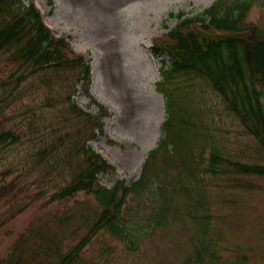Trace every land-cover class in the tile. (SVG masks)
Returning a JSON list of instances; mask_svg holds the SVG:
<instances>
[{
    "label": "rangeland",
    "instance_id": "1",
    "mask_svg": "<svg viewBox=\"0 0 264 264\" xmlns=\"http://www.w3.org/2000/svg\"><path fill=\"white\" fill-rule=\"evenodd\" d=\"M234 1L228 0L226 5ZM34 2L53 36L64 37L89 63L92 78L88 90L82 82L73 86V92L71 85L56 83L44 88L31 80L18 92L5 93L2 81H9L13 66L5 54L0 56V132L11 130L21 136L17 144L4 149L0 146V189L11 188L9 194L0 197V264H6L17 243L22 256L23 248L29 250L26 246L40 243L37 233L50 237L56 233L53 240L59 250L48 259L55 261L85 233L83 218L99 211L94 195L84 192L48 202L50 195L69 181V164L78 161L68 159L76 129L87 128L68 112L63 99L69 93L84 112H98L92 98L108 110L103 116L102 133L86 143L115 167V172L97 176L106 189L121 180L127 185L136 181L149 152L156 148L163 133L168 136L143 168L145 183L155 191L153 204L161 209V226L151 232L140 231L132 237L130 249L102 230L82 249L77 264H264V178L228 172L219 177L200 174L197 158L192 157L202 147H207L206 151L216 147L235 162L264 165L263 148L223 111L209 87L191 79L183 81L182 90H173L171 95L169 83L163 86V97L155 90L161 81L158 69L161 63L168 66L170 60L165 53L152 55L153 40L176 25L178 13L183 12V17L197 15L215 0ZM249 2L246 23L264 29V0ZM189 98L204 99L208 113L198 112V106L177 111ZM47 99L55 101L52 108L45 107ZM210 109L220 115L215 126L209 123L208 118L213 116ZM176 117L188 124H182L172 138L168 131L162 133V124L166 118L175 124ZM32 119L47 125L45 130L35 134L29 129ZM87 134L84 130L80 137L76 135L78 143L82 144ZM59 136L63 146L44 163L35 165V151ZM178 136L184 139L181 146ZM151 198L145 197V205ZM136 201L132 195L126 198L122 223L123 218L130 223L135 220L131 210ZM18 207L20 212L9 218ZM149 213L146 210V215H139L148 217ZM130 227L127 224L125 232H131ZM29 252L21 263L28 261L25 257Z\"/></svg>",
    "mask_w": 264,
    "mask_h": 264
},
{
    "label": "trees",
    "instance_id": "2",
    "mask_svg": "<svg viewBox=\"0 0 264 264\" xmlns=\"http://www.w3.org/2000/svg\"><path fill=\"white\" fill-rule=\"evenodd\" d=\"M227 1L217 0L211 8L196 17L179 21L168 34L154 40L151 48L152 55L157 57L165 53L170 60L168 66L161 63L158 70L161 81L156 84L155 90L163 96V86L169 83V95H171L174 94L173 90H182L183 81L191 79L205 88L209 87L219 98L223 111L234 117L242 129L254 137L264 150V29L245 22L246 13L251 6L249 0H235L228 6ZM23 2L0 0V56L5 54L13 66L9 81H2V85H5L1 88L3 92H18L20 87L31 80H36L44 88L56 83L67 87L71 85L73 92L75 91L73 86L77 82H82L84 89L88 90L92 78L89 63H86L81 56L74 54L69 44L63 39L52 37L32 0H27V4ZM10 85H12L11 89H9ZM47 100L45 107L52 108L55 101ZM63 100L73 119L87 127L76 129L75 136L82 135L83 131L87 130L86 141L94 138L98 132H102L101 119L106 115L103 106L97 105L92 100L99 111L97 115H91L77 108L70 93L65 94ZM205 102L204 99L189 98L181 103L177 111L191 110L196 108L194 106H198V112H207L204 109ZM214 112L211 110L212 114ZM218 118H220L218 113L213 114L208 118L209 123L219 122ZM175 119V124H170L169 118H166L162 124V131H168L172 138L178 135L182 124H188L179 117ZM202 123H207V120H202ZM28 126L35 134H39L40 130H45L47 127L38 119L29 121ZM62 127L63 125L56 129ZM75 136L72 147L71 145L69 147L68 159L78 158V161L73 165L69 164V181L53 192L48 202L67 200L79 192H84L94 195L99 211H92L83 218L85 233L69 250L59 253L55 261L51 262L48 259L52 255L56 256L59 250L53 240L56 233L52 234V237L37 233L42 244L34 242L32 248L26 246L29 250L23 248L22 256L21 245L17 243L8 255L6 264H77L82 249L102 230H107L130 249L129 246L134 243L132 239L140 231L150 230L151 232L161 226L159 224L161 209L153 204L152 199L155 197H151L155 191L149 190L145 183L143 168L149 158L155 157L159 143H165L168 136L164 134L157 147L149 152L142 165L140 177L136 181L126 185L125 181L121 180L111 189L101 187L96 178L100 173L113 172L114 168L86 147L85 141L82 144L78 143V138ZM20 141L21 136L11 130L0 132L2 149ZM183 141L184 139L178 136L180 146L184 144ZM61 146H63V138L59 136L50 144L38 148L34 153V164L38 166L44 163ZM207 149L202 147L192 155L194 159L197 158L195 160L198 173L219 177L228 172L264 178V165L235 162L224 156L216 147H212L209 151H206ZM10 192L11 188L4 186L0 189V197ZM129 195H132V199H137L135 207L131 210L135 220L130 223L123 218L122 223L121 210ZM145 197L151 198L148 205L144 203ZM20 209L21 207H18L16 211H12L9 218L19 213ZM146 210L150 212L148 217L139 215V213L146 215ZM63 220L65 219H61V222ZM63 224L67 225V223ZM127 224L133 226L130 227L131 232H125ZM35 230L33 229V232ZM27 251H30L25 257L28 261L25 262V259L24 263H21ZM12 258H15L16 262H13Z\"/></svg>",
    "mask_w": 264,
    "mask_h": 264
},
{
    "label": "bare ground",
    "instance_id": "3",
    "mask_svg": "<svg viewBox=\"0 0 264 264\" xmlns=\"http://www.w3.org/2000/svg\"><path fill=\"white\" fill-rule=\"evenodd\" d=\"M155 140H157L156 138H155ZM147 148V147H146Z\"/></svg>",
    "mask_w": 264,
    "mask_h": 264
}]
</instances>
